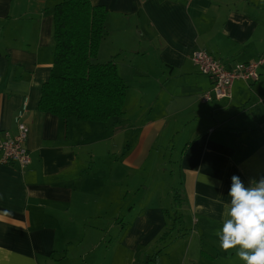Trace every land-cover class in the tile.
Instances as JSON below:
<instances>
[{"label":"crops","instance_id":"crops-1","mask_svg":"<svg viewBox=\"0 0 264 264\" xmlns=\"http://www.w3.org/2000/svg\"><path fill=\"white\" fill-rule=\"evenodd\" d=\"M58 1L0 0V128L17 132L27 98L32 159L0 165V264H210L231 177H264V64L205 102L212 81L192 54L264 58V0H91L108 11L95 60H114L127 84L107 121L39 110ZM159 138L173 147L154 150ZM148 159L153 178L175 179L169 191L132 184Z\"/></svg>","mask_w":264,"mask_h":264},{"label":"trees","instance_id":"trees-1","mask_svg":"<svg viewBox=\"0 0 264 264\" xmlns=\"http://www.w3.org/2000/svg\"><path fill=\"white\" fill-rule=\"evenodd\" d=\"M107 12L91 0L55 4L53 67L42 85L39 110L94 121L124 113L127 84L116 63L95 60L107 35ZM152 260L159 264L157 253Z\"/></svg>","mask_w":264,"mask_h":264},{"label":"clouds","instance_id":"clouds-1","mask_svg":"<svg viewBox=\"0 0 264 264\" xmlns=\"http://www.w3.org/2000/svg\"><path fill=\"white\" fill-rule=\"evenodd\" d=\"M223 204L221 226L215 231L223 251L235 250L243 264H264V177L246 186L237 175L231 177Z\"/></svg>","mask_w":264,"mask_h":264},{"label":"built area","instance_id":"built-area-1","mask_svg":"<svg viewBox=\"0 0 264 264\" xmlns=\"http://www.w3.org/2000/svg\"><path fill=\"white\" fill-rule=\"evenodd\" d=\"M192 58L200 72L209 76L212 81L211 88L202 97L205 102L231 97V89L236 80H244L249 84L257 81L260 77V67L264 64V58L260 57L253 61L235 62L232 67H225L220 60L204 49L195 50ZM26 104L27 98L14 118L17 124L16 133L0 128V165H15L24 169L31 163V155L26 146L29 134L28 124L24 121Z\"/></svg>","mask_w":264,"mask_h":264},{"label":"rangeland","instance_id":"rangeland-1","mask_svg":"<svg viewBox=\"0 0 264 264\" xmlns=\"http://www.w3.org/2000/svg\"><path fill=\"white\" fill-rule=\"evenodd\" d=\"M165 141H167V140L159 138L158 142H157L158 144L155 143L152 147L154 148V150H156L157 148L163 149V148H167V147H170V148L173 147L172 143L170 145H167ZM161 142H163V143L161 144ZM167 161H168L167 164L170 167L171 164L169 162V156H168ZM152 163L153 162H150V160L148 159L145 163H143V165H144L143 168L140 169V167H141L140 166V167L133 170V174H132L133 175L132 176L133 183L132 184L136 185V184L144 183V181L148 182L149 184L160 183V185H163L165 187L167 186V189L169 191L171 189V187L174 186V184H175L173 182L174 178L170 177V175L167 173V171L154 173L155 177L153 178L152 177L153 175L151 174V172H149V170L151 171V169L153 171ZM161 163H163V162H161ZM154 167L156 168V166H154ZM159 170H160V168H159ZM174 181H175V179H174ZM175 194L178 195L177 193H175ZM179 204H180L179 201L174 203L173 206L175 207V209ZM179 217H181V216H179ZM176 220H179V218ZM179 228L184 229V227H182L181 224H180ZM209 243L210 242H205L206 248L209 247V245H211ZM211 243H213V242H211ZM214 245H215V243H214ZM213 249H214V251H212V252L216 255V258H212L213 260L209 258L211 261L210 264H243V262L241 260H239V258L235 255V250H232V251L230 250V251L226 252V251H223L219 248L220 251H219V253H217L216 246H214ZM158 260H159V257H158ZM158 263H159V261H158Z\"/></svg>","mask_w":264,"mask_h":264}]
</instances>
